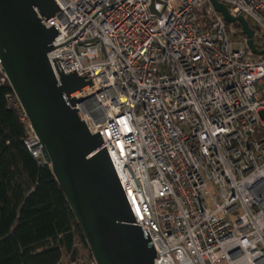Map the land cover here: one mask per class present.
I'll return each mask as SVG.
<instances>
[{
  "label": "built area",
  "instance_id": "built-area-1",
  "mask_svg": "<svg viewBox=\"0 0 264 264\" xmlns=\"http://www.w3.org/2000/svg\"><path fill=\"white\" fill-rule=\"evenodd\" d=\"M54 1L47 59L89 71L74 108L99 131L154 264H264V0H216L249 19L259 53L210 0Z\"/></svg>",
  "mask_w": 264,
  "mask_h": 264
},
{
  "label": "water",
  "instance_id": "water-1",
  "mask_svg": "<svg viewBox=\"0 0 264 264\" xmlns=\"http://www.w3.org/2000/svg\"><path fill=\"white\" fill-rule=\"evenodd\" d=\"M210 2L259 53L246 19ZM59 11L54 0H0V66L36 137L30 148H38L51 166L95 264H154V245L135 224L99 131L91 133L74 108V96L93 84L89 71L65 73L58 56L51 58L54 73L47 59L59 31L44 22Z\"/></svg>",
  "mask_w": 264,
  "mask_h": 264
},
{
  "label": "trees",
  "instance_id": "trees-1",
  "mask_svg": "<svg viewBox=\"0 0 264 264\" xmlns=\"http://www.w3.org/2000/svg\"><path fill=\"white\" fill-rule=\"evenodd\" d=\"M31 135L11 87L0 80V264H63L81 255L95 264L51 166L25 145Z\"/></svg>",
  "mask_w": 264,
  "mask_h": 264
},
{
  "label": "rangeland",
  "instance_id": "rangeland-1",
  "mask_svg": "<svg viewBox=\"0 0 264 264\" xmlns=\"http://www.w3.org/2000/svg\"><path fill=\"white\" fill-rule=\"evenodd\" d=\"M65 262V261H64ZM63 264H89V261L87 260L85 255H81L79 260H76L75 262H68Z\"/></svg>",
  "mask_w": 264,
  "mask_h": 264
}]
</instances>
